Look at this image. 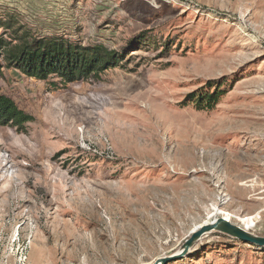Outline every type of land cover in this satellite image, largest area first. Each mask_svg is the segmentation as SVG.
Returning <instances> with one entry per match:
<instances>
[{
	"label": "rangeland",
	"instance_id": "rangeland-1",
	"mask_svg": "<svg viewBox=\"0 0 264 264\" xmlns=\"http://www.w3.org/2000/svg\"><path fill=\"white\" fill-rule=\"evenodd\" d=\"M0 23L2 41L119 61L64 84L0 51V94L31 118L0 126V264H152L223 217L264 237V0H0ZM167 264H264V248L211 233Z\"/></svg>",
	"mask_w": 264,
	"mask_h": 264
},
{
	"label": "trees",
	"instance_id": "trees-1",
	"mask_svg": "<svg viewBox=\"0 0 264 264\" xmlns=\"http://www.w3.org/2000/svg\"><path fill=\"white\" fill-rule=\"evenodd\" d=\"M11 39L14 44L0 40L5 68L18 69L27 77L38 80L55 76L64 84L88 81L119 63L114 53L101 46L82 47L62 39H37L30 33L17 34ZM217 98L216 92L197 94L193 101L198 109H212ZM30 120L10 98L0 94V126L12 125L21 129Z\"/></svg>",
	"mask_w": 264,
	"mask_h": 264
},
{
	"label": "water",
	"instance_id": "water-1",
	"mask_svg": "<svg viewBox=\"0 0 264 264\" xmlns=\"http://www.w3.org/2000/svg\"><path fill=\"white\" fill-rule=\"evenodd\" d=\"M211 233H219L244 244L264 248V237L255 236L245 229L231 224L224 218H218L211 222L203 223L190 233L189 237L174 254L159 258L152 264H167L170 261L181 260L195 249L203 237Z\"/></svg>",
	"mask_w": 264,
	"mask_h": 264
},
{
	"label": "bare ground",
	"instance_id": "bare-ground-1",
	"mask_svg": "<svg viewBox=\"0 0 264 264\" xmlns=\"http://www.w3.org/2000/svg\"><path fill=\"white\" fill-rule=\"evenodd\" d=\"M250 60L252 61V62H254V61H256L257 60V56L256 55H252L251 57H250ZM264 157V156H263ZM225 220H228L229 221V219L227 218V217H223ZM195 230V229H194Z\"/></svg>",
	"mask_w": 264,
	"mask_h": 264
}]
</instances>
